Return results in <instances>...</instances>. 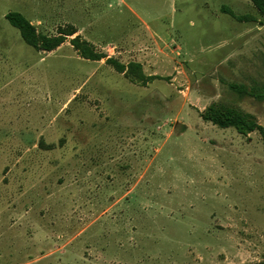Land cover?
I'll return each mask as SVG.
<instances>
[{
  "label": "rangeland",
  "instance_id": "374dc122",
  "mask_svg": "<svg viewBox=\"0 0 264 264\" xmlns=\"http://www.w3.org/2000/svg\"><path fill=\"white\" fill-rule=\"evenodd\" d=\"M229 114L264 129L252 0H0V264H264V136Z\"/></svg>",
  "mask_w": 264,
  "mask_h": 264
},
{
  "label": "trees",
  "instance_id": "16d2710c",
  "mask_svg": "<svg viewBox=\"0 0 264 264\" xmlns=\"http://www.w3.org/2000/svg\"><path fill=\"white\" fill-rule=\"evenodd\" d=\"M252 2L255 7L264 15V0H252ZM6 20L13 28L20 31L22 38L27 45L45 52L57 50L66 42L67 37H73L77 33L73 29L62 30L58 36L48 37L39 33L36 27H34L23 15L19 13H9L6 16ZM70 42L75 50H77L86 60L101 61L106 59L105 56L95 53L89 43L81 40L80 36L72 39ZM106 64L112 66L118 72L122 73L134 68L140 72V77L142 79L148 78L143 74L142 66L140 64L132 63L129 65H124L112 58L106 59ZM218 117L219 118H205L221 128H236L241 134L259 131L264 136L263 127L257 124L251 125L240 116L229 114L227 116Z\"/></svg>",
  "mask_w": 264,
  "mask_h": 264
}]
</instances>
